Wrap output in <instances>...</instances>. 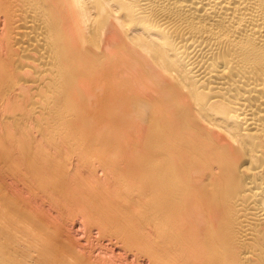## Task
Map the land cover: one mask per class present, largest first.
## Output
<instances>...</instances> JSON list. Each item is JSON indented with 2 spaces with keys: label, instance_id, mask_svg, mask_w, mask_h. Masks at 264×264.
Returning <instances> with one entry per match:
<instances>
[{
  "label": "bare ground",
  "instance_id": "bare-ground-1",
  "mask_svg": "<svg viewBox=\"0 0 264 264\" xmlns=\"http://www.w3.org/2000/svg\"><path fill=\"white\" fill-rule=\"evenodd\" d=\"M0 264H264V0H0Z\"/></svg>",
  "mask_w": 264,
  "mask_h": 264
}]
</instances>
